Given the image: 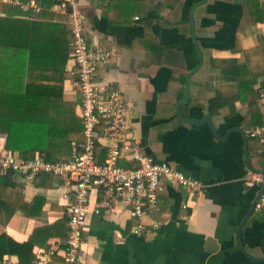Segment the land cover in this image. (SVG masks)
Wrapping results in <instances>:
<instances>
[{
    "label": "crops",
    "instance_id": "0c3cea01",
    "mask_svg": "<svg viewBox=\"0 0 264 264\" xmlns=\"http://www.w3.org/2000/svg\"><path fill=\"white\" fill-rule=\"evenodd\" d=\"M42 1L52 15L65 16L59 10L63 0ZM165 1L76 0V11L84 18L88 43L117 53L99 69L98 78L118 86L126 96L129 125L143 150L207 188L190 192L164 181L161 211L152 216L160 226L149 227L144 236L134 233L139 220L124 203L111 210L101 208L100 215L89 213L83 264H264V210L254 208L261 189L246 182L251 166L264 174V141L246 135L264 125V104L258 96L264 77L253 85L245 67L247 52L259 48L264 39V0H203L195 7L194 0H185L174 19L179 25L170 24V9L155 8ZM16 7L13 0H0V16ZM69 60L70 56L65 71ZM230 60L236 63L225 70L213 65ZM253 62L259 70L261 63L255 58ZM239 79L244 82L241 87ZM74 83L70 75L64 100L76 106L80 118L81 96ZM218 92L225 105L211 115L209 102ZM253 96L260 125L245 123ZM3 144L6 147V141ZM107 148L103 143L97 146L100 162L106 160ZM120 163L127 168L136 165L127 153ZM12 181L22 187L29 214H2L0 235L18 244L34 241L32 264L40 254L64 248L71 188L52 175L26 183L22 175L12 173ZM99 203L93 192L91 209ZM0 259L21 264L18 252L0 254ZM53 260L58 264L62 258L56 255Z\"/></svg>",
    "mask_w": 264,
    "mask_h": 264
},
{
    "label": "built area",
    "instance_id": "2783aa9c",
    "mask_svg": "<svg viewBox=\"0 0 264 264\" xmlns=\"http://www.w3.org/2000/svg\"><path fill=\"white\" fill-rule=\"evenodd\" d=\"M102 1L108 4L110 0ZM13 4L23 10L33 9L35 14L43 10L37 4L31 6V3L24 4L21 0H13ZM59 10L68 17L71 26V53L66 72L74 78L75 88L81 96V138L72 142L69 160L51 162L43 154L25 158L10 152L3 144L6 136L0 135V175L20 174L26 183H32L41 175H52L62 178L71 188L64 248L42 251L44 253L32 264H57L53 260L56 255L62 258L58 264H83L85 226L91 212L100 215L103 208L111 210L114 205L124 203L139 220L134 233L144 236L150 232L149 227L158 229L160 226L152 216L161 211L160 194L164 181L190 192H201L207 188L203 182L186 176L168 163L158 162L143 150L129 125L130 109L126 96L118 86L98 78L99 69L114 60L117 53L88 43L85 21L76 11V0H63ZM258 96L264 104L263 87L258 88ZM246 135L264 141V125L247 130ZM102 143L108 146L104 162H100L97 156V146ZM126 153L136 165L129 168L121 165ZM246 182L262 191L264 174L252 171ZM93 192L101 204L91 209ZM254 208L256 211L264 210V192ZM0 264L14 263L0 259Z\"/></svg>",
    "mask_w": 264,
    "mask_h": 264
},
{
    "label": "trees",
    "instance_id": "16d2710c",
    "mask_svg": "<svg viewBox=\"0 0 264 264\" xmlns=\"http://www.w3.org/2000/svg\"><path fill=\"white\" fill-rule=\"evenodd\" d=\"M184 1L166 0L155 8L170 9L167 17L170 24L179 25L174 19ZM202 1L194 0L193 7ZM36 3L43 10L35 16L33 9L24 11L20 7L15 8L17 12L0 16V135H6L8 150L25 158H33L40 152L49 161L67 159L72 142L82 132L76 106L64 100V85L70 78L65 67L70 56L71 26L67 24L66 15H52L46 1L36 0ZM254 58L261 63V71L254 65ZM247 60L245 67L249 74L252 73L255 85L264 77V39L259 48L247 52ZM232 63L236 62L230 60L218 64L215 61L213 65L225 70ZM237 81H240V87L244 84L242 79ZM256 98L253 96L249 103L251 112L245 119L246 125L262 124ZM224 105L218 92L209 102L210 114H216ZM21 210L29 214L22 187L13 183L12 173L0 175V217L2 214L12 217ZM34 246L31 239L18 244L7 235H0V254L18 252L21 264L30 263L29 254Z\"/></svg>",
    "mask_w": 264,
    "mask_h": 264
},
{
    "label": "water",
    "instance_id": "95a60500",
    "mask_svg": "<svg viewBox=\"0 0 264 264\" xmlns=\"http://www.w3.org/2000/svg\"><path fill=\"white\" fill-rule=\"evenodd\" d=\"M187 97H189V91H188V94H187ZM207 121L211 124V122H212V120L210 119V118H208L207 119ZM250 169L253 171V172H256V170L251 166L250 167ZM263 192H264V189L261 191V194H263ZM261 194H260V196H261ZM260 196H259V198H260ZM258 198V199H259ZM258 201V200H257ZM255 204H256V202H255ZM255 206V205H254Z\"/></svg>",
    "mask_w": 264,
    "mask_h": 264
}]
</instances>
